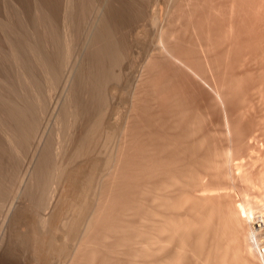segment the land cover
Instances as JSON below:
<instances>
[{"label":"bare ground","instance_id":"6f19581e","mask_svg":"<svg viewBox=\"0 0 264 264\" xmlns=\"http://www.w3.org/2000/svg\"><path fill=\"white\" fill-rule=\"evenodd\" d=\"M51 1L57 2L0 0L1 72L8 66L5 54H11L12 45L18 39L12 23L25 25L37 13L51 23L56 17V7ZM69 1L64 0L66 6ZM237 1H228V23L223 27L220 24L226 19L221 16L223 14L216 13L218 9H212L213 5L203 15L200 11L197 13L198 7L210 4L205 0H170L168 5L164 2V13H156L158 23L155 18L156 24L149 29L156 45L130 85L127 83L130 86L127 110L113 103L121 112L125 110L118 123L119 127L122 122L123 125L110 153L102 152L104 163L97 181L93 175L98 162L88 153L92 151L89 143L85 145V150L78 149V145L85 142V134V138H81L83 141L79 137L84 128V125L81 126L83 117L89 112L85 107L86 97L82 98L85 91L81 93V68L75 70L74 66L65 79L60 128L55 132L54 143L38 142L32 169H26L22 178L17 180L12 177L14 168L10 169L14 164L12 158L23 150L28 139L26 133L31 126L29 120L33 116L27 103L9 110L0 98V264H264V204L260 205L255 217L251 216L244 206L237 204L234 193L241 175L249 184L256 175L264 174V80L248 81L252 84L248 91H244L246 97L242 93L244 98L241 99L238 93L242 78L257 71L254 66L257 54L247 51L242 62L239 59L243 55L237 56L241 62L240 65L238 60L236 62L242 69L238 70L240 73L236 70L232 72L234 68L227 78L224 71L219 73L222 63L232 52L235 53L238 45L233 40L237 36L234 35L233 23L235 10L239 8ZM260 2L262 4L263 1ZM211 3L214 4V1ZM114 5L116 7L113 4L112 8L115 10ZM101 7L96 30L90 37L93 41H89L88 46L91 47L90 52L93 48L99 53L89 54L90 57L94 53V57L90 58H95L94 61L110 59L107 55L120 53L119 49L111 55L105 45L108 47L107 40L116 44L115 40L111 41L114 39L113 32L116 34L118 29L121 30L122 25H117V20L121 18L118 14L116 19L110 7L105 10ZM117 10L115 12L120 11ZM175 10L178 11L174 18ZM168 13L173 14V19ZM65 17L64 14L62 43L63 49L67 53L69 51L67 57L75 47L77 49L75 37L78 34L76 28L71 27L73 17L69 18L70 21ZM128 19L124 17L118 22L126 20L127 25ZM260 19L264 21L263 14ZM259 21L262 23V20ZM238 29H241L240 26ZM109 48L116 50L115 45ZM262 48L260 52L264 57V45ZM239 50L241 53L245 51ZM104 51L108 52H105L107 55L101 53ZM76 54L78 56V52ZM234 60L230 63L233 64ZM102 63L95 62L96 65L92 66L99 68L98 72L96 68L93 70L98 73L96 77L92 68L89 70L97 84L100 79L103 81L100 69L103 72L108 70L107 62L103 64L105 68ZM225 64L230 65L229 62ZM248 65L251 68H246ZM45 66L48 71L53 70L48 60H45ZM109 70L106 72L108 75ZM113 73V78H118ZM179 81L182 84L178 85ZM244 82L248 83L245 79ZM121 85L123 88V83ZM99 90L94 91H97L96 94L100 92L97 97L103 98ZM239 92L241 94V90ZM230 97L233 99L229 101ZM81 100L86 104L83 105ZM197 100L202 102L204 107L200 105V108L203 111L196 108ZM258 106H263L262 117L256 115ZM107 108H101L96 115L98 118L91 114L97 118L96 121L88 116L97 129L113 122V118L108 116L112 107ZM116 114L121 115L120 112ZM253 114L256 119L252 118ZM113 117L116 121L117 117ZM108 125L105 126L107 131L114 133ZM218 125L220 129H216ZM102 128L99 130L106 129ZM100 152H97L99 156ZM191 157L198 158V161L196 158L190 160ZM221 181L226 182L228 189L219 187Z\"/></svg>","mask_w":264,"mask_h":264},{"label":"rangeland","instance_id":"374dc122","mask_svg":"<svg viewBox=\"0 0 264 264\" xmlns=\"http://www.w3.org/2000/svg\"><path fill=\"white\" fill-rule=\"evenodd\" d=\"M48 1H50V0H48ZM56 1L58 3L60 2V0H56ZM100 1H101L102 5H101ZM104 1H106V0H98V1H96V0H70L68 6H66V3L64 2V0H62L59 3V5H57L58 4L57 2H56L57 3L56 4V3H54L55 1L54 2L51 1V3H53L54 7H56L55 8L56 17H55L54 21H52L51 23H49L47 21V19H45L44 16H42L41 14H38V13L35 16L33 15L32 19L29 20L25 25H20V26L17 25L16 26L14 23H12L13 27H14L13 28L14 34L18 37V39H17V42L13 43V45H12L11 54H9V55L5 54V58L3 57L5 59V61H7L8 66L3 70V72L0 71V98L5 101V104L9 107L8 108L9 110H15L22 103H27L28 107H30V109H31L32 116H33L31 118V120H29V122L31 121L32 123L30 122L31 126H29V129H30V130H28L29 133H26V135H28V136H26L28 138L26 141V144H24L23 150L20 151L18 154L16 153L17 155L14 154L13 158H12L13 159L12 163H14V164H12V166H11L12 168H10V169L14 168L13 169L14 173H12L13 174L12 177L16 178V179L14 178V180L21 179L23 176V173L25 174L26 169H32V166H33L34 161H35L34 157H35V151L37 152L38 142L40 144L45 143L46 141H50V143L52 142V144L54 143L55 132L59 130L60 122H61L60 108H61V104L63 102L62 99L64 97V95H63L64 91H65L64 88L66 87L64 82H66L65 79H67V76H68L67 74H69L70 71H72V68L74 66H76V67H74L75 70L79 67V69L81 68V70L83 72L82 73L83 74L82 75V77H83L82 81L83 82L81 81L83 83V84L81 83V87H82L81 89H83V90H81V93L83 91H85V93H82V96L84 95V97H82V98L86 97L84 99V101L86 100L87 104H86V102L84 103L83 100H81V101H82L83 105L86 104L85 107H87L86 109H87V111H89L86 113L87 116L85 115V117H83L84 121L82 120V125H81L82 127L84 125V128H83L84 130L86 127L88 128V130L86 129L87 134H86V131H84L82 129V134L79 137V139L81 141H83L82 139H84L86 136V138L84 140L85 142H83L85 144H83V143H81V145L79 144L78 149L82 150L84 148V150H85L87 144L89 143L88 146L91 147L90 149L92 151H94V153L92 151H88V153L91 155V157H93V159H95L98 162L97 170H96V173L94 171V175H93L94 177L93 178L96 179L97 176L99 178V174H100L99 171L100 172L102 171V167H103V163H104L103 162L104 157H102L103 156L102 152L105 151L107 153V155L110 153V151L113 148V145L115 144V141L117 140V137H118V134L121 130V127L123 125V122H122V124L119 127V124L121 122V116L124 113L123 111L127 110V106L129 105V97H128V94L130 93L129 92V87H130L129 83L133 79V76H135L141 70L142 65L145 63V61L150 56L149 53H151L152 48L156 45L154 35L150 32L149 29H151L156 23H158L157 20L159 19V16L157 17V14L158 13H160V14L164 13V11L166 9V5H168V3L170 2V0H159L160 3L158 2V0L157 1L156 0H115V3H113L114 2L113 0H109V1L107 0L108 2L106 1V3L104 4ZM205 1H206V3H210V4H207V6H209V7L207 8V6H205L204 8H206V9H204L203 8L204 5L200 6L198 8H200L201 10L197 9V13H199V11H200L201 14L203 15V13L207 12V10L210 9V6L212 7V5H213L214 7H212V9L214 11H216L218 9L217 10L218 12L216 11V13L218 15L223 14L221 16H224L225 19L227 18V16L229 15L228 9H227L229 0H211V2L214 1V4L211 3L210 0H205ZM207 1H209V2H207ZM244 1L245 0L237 1L239 8L237 10H235V13L233 16V23L235 26V30H234L235 34L234 35H237V36H235V39H233V40H236L238 42V45H237V48L235 51V53L237 52L238 55L235 54L234 52H232L233 53L232 55L235 57V60L233 59L234 57L232 58V55H230V57H228L227 60H225V63L228 64V62H229L230 65L226 66L225 63L224 64L222 63L221 69L222 68L223 69L222 70L220 69V72H219V73H221L224 71V77H226V78L229 77V75L231 74L230 73L231 71L234 72L236 70V72L240 73V71H238V70L242 71V69H239L238 64L236 63L237 60L239 59V58H237V56L240 57L243 54L247 53V51H252L254 54H257L258 59L256 58V62L254 65L255 70H257L256 71L257 73L255 72L257 75L254 73V74H252V76L246 75L245 78L244 77L242 78L243 79L241 81L242 84H240L241 86H239V89L241 90V94L239 92L240 90H238L239 95H241V97L239 96V98H241V99L244 98L242 93L245 95V92L248 91V87H250L252 82H254L256 80H259L258 82H261L262 80H264V74H263L264 73V66H263L264 57H262L263 56L262 52H260V51H262L260 49H263L262 47L264 45V24H262V23H264V21H263V19H260V17L262 18V14L264 15V13H263L264 8L262 10V7H264V4H263L264 0H262L263 6L260 2L261 0H255V2H254V0H253V2H252V0H250V2L248 0H246L245 3H244ZM118 2L121 4L118 5L119 4ZM156 2H158V3H156ZM164 2L166 3V5H163V4H165ZM246 2H248V3H246ZM259 2L261 5L259 4ZM252 3H253V5H252ZM254 3L255 4L257 3V4L255 5ZM103 4L104 5L107 4L106 7ZM113 4H116V7L114 5L115 10H117L116 8L119 6L120 9L118 8V10L121 11V9H122V11L121 12L120 11L115 12V10L112 8ZM156 4H157V6H156ZM158 4H161L163 6V8L161 7V5H160L161 8L158 7ZM55 5H57V6H55ZM182 5H183V3H182ZM221 5H222V7L220 9L219 7ZM257 5L261 6V8L259 9V6H257ZM97 6H99V8ZM242 6H244L245 9ZM248 6L251 7V9L248 10V8H249ZM100 7H101V9L105 7L104 10L108 8L112 11V9H113L112 12L114 14H116L115 15L116 19H118L119 16H120L119 18H121L118 20L123 21L124 17H125V19L130 18V19H128L129 21H127V25H126V20H124V22H123L124 26H123L122 21L118 22V20H117V25H118V23H120L119 26L122 25V26H120L121 30L119 31V29H118L117 32L118 31L119 32L118 33L115 32L116 34H114V32H113L114 39L112 41L110 39V41L114 42V40H115L116 42H114V43H116L117 45L120 42V44L118 45L119 47L116 46V44H113V43L110 44L108 40H107L108 47H107V45H105V46H106V50H110V51H108L110 54H111V52L112 53L114 52V54H115V51L118 52L119 49H120V51H119L120 53L116 52L117 55L115 54V56H114L111 54L112 56H109L106 54L108 52H106V51L101 52V53H104V55L106 54L108 56L107 58L110 57V59H112V60L106 59L107 61L104 59H103L104 61L101 59H99V61L98 60L94 61L95 58L90 59L91 56L94 55V53L91 54L89 57L90 53L95 52V51H93L94 50L93 48H92V51L90 52L89 50L91 49V47L89 48L88 46H90L89 41H90V43L93 41L90 37H92L94 35L93 31L97 26V21L99 19V11L98 10H100ZM153 7H155L154 8L155 11L153 10ZM254 7L257 9H255ZM202 8H203V10H202ZM241 8H243V10ZM157 9H158V12H156ZM160 9H163L162 12H160ZM258 9H259V13L257 12ZM204 10H206V11H204ZM238 10L241 12H239ZM171 11H172V9H171ZM171 11H169V12H171ZM176 11H178V10L173 11L174 18H175V14H177ZM251 11L253 13L254 12L255 13L257 12V13L253 14ZM140 12L142 13V15ZM247 12H249V14ZM122 13H124V14H122ZM136 13H138V15ZM64 14L66 15L65 20H69L70 17L71 18L73 17L72 20L73 19L74 20H73V22L71 20V22L73 24L76 23V24H74L75 26L71 23V27L73 26L74 27L73 29L76 28L75 32L77 31L76 34H78L75 37V39L77 40L76 42L78 43L77 44L78 46L75 45V46H77V49L74 46L78 52V56L76 54L77 53L76 51L74 53L75 49H73V51L71 50L73 52L70 54L71 56L69 55L66 57V55L69 54V51L67 53V51L65 49H63L64 48V44H63L64 43V41H63L64 40V38H63V36H64L63 35V32H64L63 31ZM118 14H119V16H118ZM125 14L127 17L128 16L129 17L127 18L125 16ZM130 14H131V16H130ZM143 14L145 15V18H143L144 17ZM168 14H170V13H168ZM173 14L172 13L170 14V15H172L171 16L172 19H173ZM201 14H199V15H201ZM246 14H248V15H246ZM121 16H124V17H121ZM135 16L138 19L135 18ZM140 16H142V17H140ZM155 18H156V23H155ZM150 19L152 22L150 21ZM259 20H262V23ZM225 21H226V23H225ZM227 23H228V20L226 19L223 21V23L221 22V24L220 23L219 24H220V27H223V26L227 25ZM149 25H151V26H149ZM239 26L241 28L240 30L238 29ZM122 27H124V28L122 29ZM125 29H126V31H124ZM143 29H145V30H143ZM141 30H143V31H141ZM237 30L241 34L239 32H237ZM241 30H243V31H241ZM120 32H122L121 34L123 37L125 36L124 38L121 36L123 40L120 39L121 38L120 37L121 34L119 35ZM144 33H147L149 35L144 34ZM91 34H92V36H91ZM114 35H116V38H118V40L115 39ZM145 35H146V37L148 36L147 39H146V37H144ZM241 35L243 38L241 37ZM236 37H237V39H236ZM238 37L240 38L239 40H238ZM89 38H90V40H89ZM244 38L249 39V40L247 41ZM121 40L122 41L126 40L125 42H123V43H125V45L122 43ZM250 40L252 42H250ZM62 41H63V43H62ZM126 42L129 46L126 44ZM245 43H246V46L244 45ZM254 43L256 45H254L255 47L253 48ZM102 44H104V43H102ZM251 44H252V47H251ZM110 45H112V46H110ZM113 45H115L116 50H114L115 48H112V49L109 48V47H113ZM122 45H124V46H122ZM243 45H244V47H247L248 45H250V46H248L249 49L244 48V47L242 48L241 46H243ZM125 46L128 47V50ZM2 47H3V45H2ZM117 47H118V49H117ZM121 47L123 48L122 50H121ZM238 47H239V49H242V51H244V50L245 51L243 53H241V51L238 49ZM107 48H109V49H107ZM3 50H4V47H3ZM3 50H1V52H4ZM63 50H65V52H64L65 54H63ZM95 53H97V52H95ZM260 53H261V55H260ZM97 54H99V53H97ZM118 54H121V55H119L120 57H118ZM64 55L68 59H66L64 57ZM258 55H260L261 57ZM70 57H71V59H70ZM92 57H94V56H92ZM95 57H97V56L95 55ZM100 57H101V54H100ZM111 57H114V58H111ZM116 57H118V59ZM103 58H106V57L103 56ZM262 58H263V61H262ZM45 60L46 61L48 60L50 62L53 70L48 71V69L45 66ZM109 60L112 61V63L109 62ZM231 60H234L233 64H232V62L230 63ZM239 60H241V62H242V60H244V55H243V58L241 59V57H240ZM239 60H238V62L240 65L241 62ZM100 61L103 62L102 65L104 64V62L105 63L107 62L106 63L107 68L106 69H108V70L110 69L109 75H108V73H106V72H108V70L103 72L102 69H100L101 70V75H100L101 77L100 78H103V81H102V79H100V81L103 82V84L99 81L100 84H102L101 86H100L99 82L97 84L95 82V80H93V78L98 75L97 72H98L99 68L98 67H97L98 69L96 67L92 68V66L96 65L95 62H100ZM90 64H92V65H90ZM108 64L109 65L111 64V66L112 65L113 66L110 68V66ZM78 65H80L81 67ZM89 66H91V67L89 68ZM108 66H109V68H108ZM223 66L226 67L227 71H225L226 69ZM231 66H234V67H231ZM103 67H104V65H103ZM262 67H263V69H261ZM91 68H92V71L95 68H96L95 70H97V72L96 71L92 72V74L95 75V76L93 75L94 77L92 75H90L91 71H89V70ZM232 68H234V69H232ZM246 68H251V66L248 65ZM103 70H105V69H103ZM228 71H229V73H227ZM113 72L118 76V78L116 76H114V78H113V76H112ZM103 73H105V74L103 75ZM114 73H113V75H114ZM71 74H73V72H71ZM119 74L123 75L122 77L120 75V79H119ZM260 74H262V75H260ZM225 75H228V76H225ZM91 76H92V79H91ZM102 76H104V77H102ZM255 76H257V77H255ZM261 76H263V77L259 78ZM221 77H223V73H222ZM246 78L247 79L249 78V79L246 80ZM244 79L247 82L248 81L250 82L252 80L253 81L251 83L248 82L247 83L248 85L244 82L245 85L243 86ZM118 80H122V81H118ZM124 81H125V84H124ZM179 82L180 83L178 85L182 84L181 81H179ZM94 83L100 87H96V85L93 86ZM122 83H123V88L121 85ZM125 85L128 87H126ZM118 86L119 87L121 86L120 89L122 88L121 89L122 92L124 91V92H126V93L128 92V93L122 94V92L119 91L120 89ZM243 87H244V89H243ZM245 87H246V89H245ZM97 88H98V90H99V88H101L99 91H102L101 93L103 95V98H101L102 96L101 97L98 96L99 100L97 99L98 98L97 95H101V94H99L100 92L98 91L99 93L96 94L95 92H97V91H94ZM181 88H184V87H181ZM181 88H180V90H181ZM126 89L128 91H125ZM242 90H243V92H242ZM262 90H264V84L262 86ZM93 91L96 94V95H94V97L96 96L97 98L96 97L93 98V95H92V94H94ZM246 96L247 95H245V97ZM115 98H116V100H112ZM231 98L232 97H230L229 101L231 100ZM1 99H0V102H2ZM119 99H121V100H119ZM111 102H112V105H110ZM113 103L116 106L118 105L117 107H120L122 109L125 108V110H122V112H121V109L117 108ZM198 103H200V104L198 105ZM201 103L202 102L198 101L196 104L197 105L196 108H198V109L203 108L204 106L202 107ZM200 105H201V108H200ZM107 107L109 109L112 107L111 108L112 110L111 109L108 110ZM101 108H102V110L107 108V110L110 111L109 112L110 115H108V112H106L107 113L106 116L108 115L111 117V119L113 118L112 119L113 122L110 123L109 125L107 123V125H108L109 130H111V131L114 130V133H113V131H112V133L107 131V128L105 127V126H107L106 123L102 125L103 128H106V129H103L101 126L103 131L99 130V129H101L100 126H98L99 129H97V126L95 124H94V126L96 128L92 125L91 119L93 118L95 120L98 118L96 115L101 110ZM116 108H117V110H116ZM118 109L120 111H118ZM113 110H114V112H113ZM119 112L121 115L119 114L120 116H117L118 114H116V113H119ZM1 113L2 112H0V114ZM91 114L96 116L97 118L96 117L94 118ZM262 114H263V106H258V110H257L256 115L258 117H262ZM113 115L115 116V118L117 117L115 119L117 121V124H116V121H114ZM88 116H90L91 119H89L90 117H88ZM118 117H120V118H118ZM252 118L256 119V116L253 114ZM95 121H93V122L95 123ZM90 122H91V126H90ZM111 125H112V127H111ZM92 126H93V128H91ZM113 127H114V129H113ZM215 127H216V129L221 128L220 125L215 126ZM27 129H28V127H27ZM27 129H26V131H27ZM83 131H84V133H83ZM105 132H106V134H105ZM84 134H85V136H84ZM216 141H218V140H216ZM49 145H51V144H49ZM35 147H36V149H35ZM80 150L78 151L79 153H80ZM97 152H100V156L98 155ZM92 154H93V156H92ZM97 156H99V157H97ZM78 158L80 159L81 156ZM191 158L192 159H190V160H195L196 157H191ZM196 160L198 161V158H196ZM194 166L197 168L196 165H194ZM43 168H45L44 165H43ZM21 169H22V171H21ZM15 173H16V175H17V173H19L20 175L16 176ZM258 175H256V177H254L253 181L249 184L246 183L245 177L243 175H241V181L234 188V193L236 194L235 200H237V204L239 206H244V208H246L249 211L251 216H254V217L256 215L255 213L258 212L260 205L264 204V174H262V175L260 174L259 176ZM96 181H97V179H96ZM219 187L223 190L228 189L227 188L228 185L226 184L225 181H221V183L219 184Z\"/></svg>","mask_w":264,"mask_h":264}]
</instances>
